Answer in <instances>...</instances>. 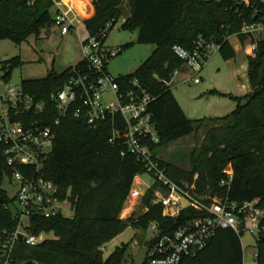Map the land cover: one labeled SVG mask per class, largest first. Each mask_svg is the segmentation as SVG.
Instances as JSON below:
<instances>
[{"label":"trees","instance_id":"obj_1","mask_svg":"<svg viewBox=\"0 0 264 264\" xmlns=\"http://www.w3.org/2000/svg\"><path fill=\"white\" fill-rule=\"evenodd\" d=\"M57 1L60 0H0V40L20 44L31 35L38 37L48 31L59 11ZM92 1L94 13L84 20L90 35H97L107 24H111L110 32L122 19L123 29L137 31L138 43L154 45L152 53L133 74L119 75L117 80L126 84L137 78L153 96L150 107L160 139L157 147L165 148L192 134L198 138L199 132L205 131L190 153L189 170L162 160L167 177L179 184H195L199 193L224 195L225 190L218 183L225 176L223 170L231 165L234 177L228 191L230 198L239 202L260 198L264 208V4L258 0H248V4L242 0ZM259 23L262 30L258 37L242 32L244 26ZM232 36L242 45L256 42L254 56L247 57L250 92L235 97L237 106L226 116L190 119L166 85L183 65L174 47L191 52L202 37L218 45L222 57L229 60L236 56L229 40ZM128 46L130 43L121 48ZM0 64V78L7 81L12 68L20 65L21 60L13 57ZM77 65H83L82 61ZM71 68L63 72L50 70L43 78L21 81L23 94L41 104L42 110L26 109L24 102L7 103L11 121L25 126L33 122L40 127L53 126L55 137L50 150L43 155L39 176L57 187L56 198L66 202L73 212L72 216H65L60 209V213L50 217L32 213L28 231L35 235L52 233L53 237L35 246L17 241L13 255L16 264H122L127 243L108 256H104L103 247L128 227L145 231L149 223L157 222L159 236H163L187 219L201 215L186 208L175 218L162 216V206L150 203L158 186L155 184L142 201L149 207L146 213L138 220L120 218L135 176L144 175L145 169L135 157L122 155L123 147L109 142L110 122L92 128L68 115L55 124L59 114L50 96L65 83ZM17 168L26 176L37 175L34 166ZM12 175L13 167L1 151L0 244L18 225L19 213L10 209L16 203L15 195L10 199L3 188L5 178L15 187ZM255 245L256 263L264 264V235ZM180 264H243L241 237L231 229L219 230L204 249Z\"/></svg>","mask_w":264,"mask_h":264},{"label":"built area","instance_id":"obj_2","mask_svg":"<svg viewBox=\"0 0 264 264\" xmlns=\"http://www.w3.org/2000/svg\"><path fill=\"white\" fill-rule=\"evenodd\" d=\"M242 1L248 4V0ZM258 1L264 4V0ZM55 4L59 11L54 24L61 29V34L78 31L77 23L81 18L79 13L71 7L64 9L60 1ZM82 26L85 30L81 36L83 65L73 66L65 83L50 96L59 114L55 124L68 115L92 128H97L103 122L112 124L109 142L123 147L122 155L129 154L142 163L144 174L152 180L145 183L140 181V175L135 176L127 200H139V209L136 213L133 210L128 218L138 220L148 211L149 207L142 201L146 192L155 184L158 186L154 189L150 203L162 206V216L175 218L186 208H193L201 214L187 219L171 234L163 236H159L157 222L149 223L145 232H150V235L142 243L148 251L142 264H180L183 259L204 249L217 232L223 229H231L240 237L248 232L256 244L257 239L264 235V208L260 206V198L244 202L230 198L228 191L234 177L231 165L223 170L225 176L218 183L219 187L224 188V195L210 191L199 193L195 190V184L171 181L162 167L163 159L160 147H157L160 139L150 107L153 96L139 79L133 78L126 84L119 83V76L114 77L108 72L109 61L117 55V51L105 46L104 42L111 24H107L94 36L87 32L84 23ZM261 30L262 25L259 23L244 26L242 32L256 37V32ZM195 45L191 52L181 47H174V51L183 60L182 67L187 70L186 79L196 84L200 82L197 75L204 63L215 50L218 51L219 46L202 37H199ZM255 49V41L247 43L249 56H254ZM181 68L166 83L168 87L171 88ZM6 87L7 94L0 96L1 103L16 105L17 102H24L26 109L34 107L36 111L42 110V105L33 103L21 88L16 89L10 85ZM106 95H111L113 99L106 100ZM54 137L53 126L40 127L37 122L25 126L22 122L11 121L7 109L0 116V152L6 157L7 164L13 167L12 182L16 187L15 202L19 213L15 231L0 244V264H16L13 255L17 241L35 246L45 239V233L35 235L28 231L32 213L54 216L60 213L61 205L66 204L56 198L57 187L39 176L43 155L50 150ZM17 165L34 166L37 175L26 176ZM139 185H143L144 189L139 188ZM20 233L23 235L22 240H19ZM140 245L138 241L131 243L134 249Z\"/></svg>","mask_w":264,"mask_h":264},{"label":"rangeland","instance_id":"obj_3","mask_svg":"<svg viewBox=\"0 0 264 264\" xmlns=\"http://www.w3.org/2000/svg\"><path fill=\"white\" fill-rule=\"evenodd\" d=\"M125 5L124 10L127 12ZM89 17V15L84 16ZM83 20L77 23L78 31L61 34V29L53 24L48 31H43L38 37L31 35L27 40L17 44L9 39L0 40V62L19 57L21 64L14 66L7 81L0 78V96L7 94V85L16 89L20 88L23 79H36L45 77L50 70L63 72L77 65L82 60L81 36L85 34L82 26ZM122 19L112 28L105 38V46L120 53L113 57L108 65V72L116 77L119 75L133 74L154 50L152 44L137 42V31H129L121 27ZM260 31L256 32V37ZM234 46H238L236 36L229 38ZM130 43L127 48H121ZM246 45L239 44V51L233 59L225 60L217 50L206 60L200 73L197 75L199 83H191L186 79L187 70L182 67L171 85V91L185 114L190 119L216 118L226 116L236 108L235 97H242L250 89L247 79V57L244 55ZM235 50V49H234ZM1 66V64H0ZM3 70L0 68V76ZM106 100H112L111 95L105 96ZM7 109V103L0 102V116ZM204 130L199 132L196 138L193 134L177 141L171 142L165 148H160V154L164 161L174 163L176 166L189 170V158L191 151L197 146L198 141L204 137ZM198 140V141H197ZM140 181L150 183L149 175H140ZM187 183V182H186ZM3 188L10 199L14 198L16 188L5 178ZM139 188L144 189L143 185ZM208 192V191H207ZM139 200L126 201L123 207L121 219L128 218L131 212L138 211ZM17 204L12 203L10 209L16 213ZM65 216H72L73 212L67 204L61 205ZM132 215V214H131ZM27 222V221H26ZM150 232L136 231L128 227L124 232L106 243L103 247L104 256L110 255L116 247L128 244L122 264L132 263V256L142 246L144 239ZM45 238H52V233H45ZM243 245V264H257L255 253L256 245L254 237L244 232L241 237ZM141 242L140 247L132 248L131 243Z\"/></svg>","mask_w":264,"mask_h":264},{"label":"crops","instance_id":"obj_4","mask_svg":"<svg viewBox=\"0 0 264 264\" xmlns=\"http://www.w3.org/2000/svg\"><path fill=\"white\" fill-rule=\"evenodd\" d=\"M60 3H61V6L64 9H66L68 7H71L73 9V11H76L77 13H79V15L81 17V20H83V23H84L85 19L91 17L93 15V13H94V5H93V1L92 0H69V1L60 0ZM126 13H127V15H129V11L128 10H127ZM87 15H89V17H84V16H87ZM247 43L245 45H247ZM239 44H240L239 40H238V46H234L232 44L233 48L235 49L236 54L239 51ZM240 46L242 47V44H240ZM243 53H244V55L246 57L249 56L248 53H247V50H246V46H245V49H244ZM175 77H174V79H175ZM249 92H250V89L245 93V95L248 94ZM122 212H123V210H122ZM122 212L120 214V218H123L122 217Z\"/></svg>","mask_w":264,"mask_h":264},{"label":"water","instance_id":"obj_5","mask_svg":"<svg viewBox=\"0 0 264 264\" xmlns=\"http://www.w3.org/2000/svg\"><path fill=\"white\" fill-rule=\"evenodd\" d=\"M49 33V31H48ZM22 234L20 233L19 234V240H22ZM147 247H141L138 252L132 256V261H133V264H142L145 257H146V254H147Z\"/></svg>","mask_w":264,"mask_h":264},{"label":"bare ground","instance_id":"obj_6","mask_svg":"<svg viewBox=\"0 0 264 264\" xmlns=\"http://www.w3.org/2000/svg\"><path fill=\"white\" fill-rule=\"evenodd\" d=\"M65 1H69V0H65Z\"/></svg>","mask_w":264,"mask_h":264}]
</instances>
